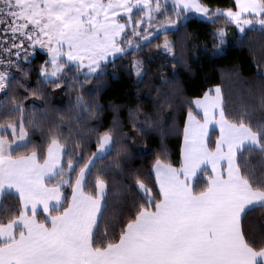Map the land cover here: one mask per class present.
<instances>
[{"label":"snow or ice","instance_id":"snow-or-ice-1","mask_svg":"<svg viewBox=\"0 0 264 264\" xmlns=\"http://www.w3.org/2000/svg\"><path fill=\"white\" fill-rule=\"evenodd\" d=\"M193 14L211 24L223 17L241 33L264 29V0H231L228 7L210 0H0V264H264V223L256 233L246 222L264 208V118L253 123L247 107L230 115L220 85L188 98L182 131L176 129L179 165L166 159L162 142L151 165L132 173L130 195L106 216L120 193H111L105 171L94 169L117 143L118 121L74 141L50 125L34 143L37 121L28 103L43 101L46 89H28L12 71L27 79L21 62L39 48L47 58L38 83L62 89L72 72L75 91L104 75L115 58L136 53L128 71L142 79L143 47L163 34L156 51L175 61L167 34ZM211 34L213 51L221 50L227 27ZM75 106L78 115L100 108L82 94ZM138 119L137 113L132 131L121 135L125 154L128 138L134 144L146 129L159 127L167 139L160 114Z\"/></svg>","mask_w":264,"mask_h":264},{"label":"trees","instance_id":"trees-1","mask_svg":"<svg viewBox=\"0 0 264 264\" xmlns=\"http://www.w3.org/2000/svg\"><path fill=\"white\" fill-rule=\"evenodd\" d=\"M213 7L231 6V0H210ZM227 27V39L222 49L213 51L212 39L214 29ZM167 38L175 42L177 58L175 61L166 58L156 51L155 45L161 43L164 35L145 45L139 55L144 59L147 71L143 78H138L128 71V64L136 53L115 58L114 63L108 64L104 75L93 77L85 82L83 87L72 86V72L68 73V83L62 89L52 91L51 85L38 83L39 68L47 58L45 53L37 51L22 67L28 70V78L13 68V73L28 89L44 87V100H29V111L35 112L34 119L37 127L32 131L34 143L42 142L48 134L50 125H58L65 136H71L74 141L77 133L85 138L89 130L103 132L118 121L116 133L117 143L113 150L102 160L97 161L96 169H103L109 182L111 193L109 213L118 206L128 195V184L132 182V173L143 170L151 165L156 153L163 142L167 147L166 159L176 166L179 165V149L182 137L176 134V129L182 131L183 120L186 116V100L201 95L210 86L220 85L227 101L230 115L247 107L252 113L253 123L264 118V29L248 26L243 33L234 26L227 25L221 17L217 23L211 24L203 19L191 15L187 22L178 30L170 31ZM176 64L175 70L172 64ZM163 65V71H160ZM259 66V67H258ZM162 76L167 77L163 83ZM82 80L83 77L81 76ZM13 87H17L13 84ZM18 92L23 94L24 89ZM82 94L86 102L99 104L96 115L81 113L77 108L76 97ZM12 94H8L11 102ZM5 101V93L0 94V102ZM136 123H144V117L160 114L161 120H167V139L162 141L159 127L156 130L146 129L144 135H137L135 143L129 137L127 154L121 152V135L132 131V124L136 114ZM170 114V115H169ZM88 154L95 150V136ZM215 136H213V141ZM118 155L122 158L118 159ZM202 186V182L201 185ZM86 190H90L86 189ZM69 195H70V190ZM8 199V198H5ZM253 231L259 233L264 223V208H256L248 214L246 221ZM103 228V225L101 226ZM259 235L257 240H259Z\"/></svg>","mask_w":264,"mask_h":264},{"label":"rangeland","instance_id":"rangeland-1","mask_svg":"<svg viewBox=\"0 0 264 264\" xmlns=\"http://www.w3.org/2000/svg\"><path fill=\"white\" fill-rule=\"evenodd\" d=\"M169 2H170V0H169ZM135 11V10H134ZM193 15H195V14H193ZM196 17H198V18H200V19H202L201 17H199V16H197V15H195ZM37 51H41V52H43V53H45V51L44 50H42V49H39V48H37ZM3 92V91H2ZM2 92H0V94L2 93Z\"/></svg>","mask_w":264,"mask_h":264},{"label":"built area","instance_id":"built-area-1","mask_svg":"<svg viewBox=\"0 0 264 264\" xmlns=\"http://www.w3.org/2000/svg\"><path fill=\"white\" fill-rule=\"evenodd\" d=\"M0 92H2V91H0Z\"/></svg>","mask_w":264,"mask_h":264}]
</instances>
